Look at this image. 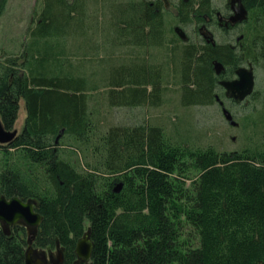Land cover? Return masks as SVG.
Masks as SVG:
<instances>
[{
  "label": "trees",
  "instance_id": "16d2710c",
  "mask_svg": "<svg viewBox=\"0 0 264 264\" xmlns=\"http://www.w3.org/2000/svg\"><path fill=\"white\" fill-rule=\"evenodd\" d=\"M154 4L121 6L108 34L120 46L166 45L180 64L184 107L215 103L214 61L234 66L236 56L264 70V0L249 9L241 56L197 44L178 48L176 39L167 40L162 7ZM189 6L197 15L208 13L212 0ZM76 19L85 25L82 0H46L24 62L0 63L4 128L14 130L22 101L27 112L19 136L0 146V196L37 204L43 223L33 248L59 244L70 263L88 231L91 264H264V147L195 148L173 143L162 128L149 125L101 132L89 111L88 82L64 74L72 66L61 43ZM161 81L148 66L122 68L109 83L110 105H158ZM66 138L92 160L85 169L61 157L57 147ZM119 184L121 192L114 193ZM26 250L25 229L13 228L10 235L0 229V264H25Z\"/></svg>",
  "mask_w": 264,
  "mask_h": 264
},
{
  "label": "rangeland",
  "instance_id": "374dc122",
  "mask_svg": "<svg viewBox=\"0 0 264 264\" xmlns=\"http://www.w3.org/2000/svg\"><path fill=\"white\" fill-rule=\"evenodd\" d=\"M71 3L74 0H66ZM80 1V0H79ZM138 0H82L84 7V26L76 19L72 24L70 38L62 41L66 55L72 68L66 67L64 74L78 78H85L88 82V107L94 113L95 126L101 132L111 127H134L149 125L160 127L166 136L176 144L189 145L195 148L212 146L221 152H234L245 148L260 149L264 147V70L256 67L255 101L249 107L228 108L234 115L235 121L241 126L234 129L228 124L217 103L210 106L184 107L182 104V75L180 64L173 62L174 56L167 46L139 48L134 46H120L114 35H109L107 27L114 18L117 9ZM151 1V0H149ZM171 12H163L167 40L175 39L172 33L177 25L176 10L183 7V0H169ZM191 0H189L190 3ZM226 0H212V9L227 13ZM81 3V2H80ZM187 3L186 5H188ZM46 0H5L0 8V63L8 59L20 58L24 62V54L32 43L31 34L43 9ZM190 6L186 10H190ZM117 13V12H116ZM79 18V17H78ZM199 26V25H198ZM198 26L192 21L181 28L189 37V43H182L176 39L177 46L183 49L187 44L204 45L202 38L196 33ZM82 29V30H81ZM209 30L213 33L217 43L233 42V39L223 36L213 26ZM234 40V41H233ZM191 42V43H190ZM148 66L161 74L160 101L158 105L144 104L137 107H113L109 101V83L115 72L134 66ZM177 68V71H176ZM152 88L150 87L149 90ZM27 118L25 103H20L18 120L14 127L19 134L24 128ZM62 158L71 160L78 170L85 169L87 162L82 147L73 140L62 139L57 147ZM195 238V245L198 240ZM35 250V249H34ZM36 251V250H35ZM38 252V251H37ZM52 254H55L53 252Z\"/></svg>",
  "mask_w": 264,
  "mask_h": 264
},
{
  "label": "flooded vegetation",
  "instance_id": "af4514ba",
  "mask_svg": "<svg viewBox=\"0 0 264 264\" xmlns=\"http://www.w3.org/2000/svg\"><path fill=\"white\" fill-rule=\"evenodd\" d=\"M154 1V5L156 8L160 5L162 7L163 12H171L172 5L169 0H152ZM256 0H235V3L233 4L231 0H226L225 2V10L226 14L222 13L220 11H215L211 9L210 12L206 13H201L199 15L190 12V10H186L188 8V5L183 6L184 8H179L176 10V18H177V25L173 28L172 33L175 36V39L180 40L182 43H189V37L187 36L186 32L184 31L182 26H184L187 22L181 21L184 19V17L188 14H190V17L188 20H192L198 28H196V33L202 38L204 42V46H212L213 48H224L230 50V52L234 55H239L241 56L242 51H244V46L243 42L245 40V32L243 34L239 35L236 37L234 43L233 42H224V43H217L214 39L213 33L209 30L210 27L215 26L219 32L223 36H227L230 39H233V35L240 33V29L245 27L249 23V16H250V8L253 7L254 3ZM160 3V4H159ZM184 4L189 3V0H183ZM239 3L244 7V9L247 11V20L238 23V24H233L232 23V18L234 17V10H237L239 7ZM212 7V6H211ZM199 8L196 7L195 11H197ZM185 20V19H184ZM176 28H180L181 31L185 34L186 36V41H183L175 32ZM235 36V35H234ZM191 43V42H190ZM188 45V44H187ZM216 63L220 64V75H216L217 81H216V95H215V103L219 105V107L222 110L223 114V109L228 110V108H245L249 107L250 104H252L253 101H255V97H257L255 93V85H254V90L253 93L246 97L243 101H240L237 99V95L232 92H228L223 85V83H228V82H235L239 79L238 72L240 69H246L247 71H252L253 76H254V81H255V66L250 62L246 61L245 58H238L234 57L232 64L234 66H226L224 63L220 61H214L213 66H215ZM264 102V100H263ZM264 105V103H263ZM229 111V110H228ZM230 112V111H229ZM231 113V112H230ZM234 122L237 124L236 127H233L234 129H240V125L235 121L234 115L231 113ZM229 124V123H228ZM230 125V124H229ZM1 229V226H0ZM35 249V248H34ZM38 251V257L36 258V262H40V264H68L69 259L67 257V253L64 248H62L59 244L56 245L54 249H35ZM55 252V254H52ZM75 254V251H74ZM69 264H81L78 262V258L75 255V258L69 263ZM86 264H91L86 263Z\"/></svg>",
  "mask_w": 264,
  "mask_h": 264
},
{
  "label": "water",
  "instance_id": "95a60500",
  "mask_svg": "<svg viewBox=\"0 0 264 264\" xmlns=\"http://www.w3.org/2000/svg\"><path fill=\"white\" fill-rule=\"evenodd\" d=\"M235 3V0H231ZM234 17L232 18L233 24L242 23L247 20V11L239 3L237 10H234ZM176 34L186 41L185 34L180 28L175 29ZM220 64L216 63L214 66L217 75H220ZM239 79L235 82L223 83L228 92L237 95V99L243 101L246 97L250 96L254 90V76L252 71L240 69L238 72ZM223 116L232 127H236L231 113L223 109ZM19 132L17 130L7 131L0 119V146L5 147L10 145L17 137ZM60 138V137H59ZM58 138V139H59ZM58 141V140H57ZM123 185L119 184L114 190V193H120ZM37 204L34 201L24 202L19 198L7 199L0 196V226L1 230L6 235H10L13 228H23L27 234V250L25 253V264H40L36 262L38 257L37 251L33 248V242L37 233L43 223V217L36 211ZM93 243L90 240L89 232L87 231L83 237L78 241L75 248V255L78 262L81 264L90 263L92 259Z\"/></svg>",
  "mask_w": 264,
  "mask_h": 264
}]
</instances>
